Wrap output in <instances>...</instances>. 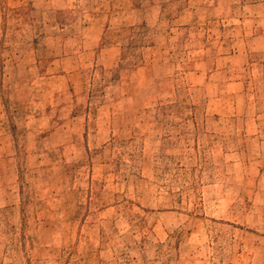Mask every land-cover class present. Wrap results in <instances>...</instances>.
<instances>
[{"label": "rangeland", "instance_id": "rangeland-1", "mask_svg": "<svg viewBox=\"0 0 264 264\" xmlns=\"http://www.w3.org/2000/svg\"><path fill=\"white\" fill-rule=\"evenodd\" d=\"M0 264H264V0H0Z\"/></svg>", "mask_w": 264, "mask_h": 264}]
</instances>
